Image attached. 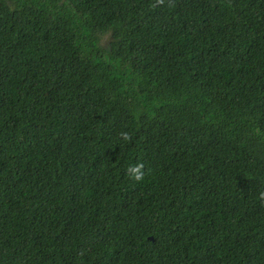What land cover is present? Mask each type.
I'll return each mask as SVG.
<instances>
[{
    "label": "trees",
    "instance_id": "16d2710c",
    "mask_svg": "<svg viewBox=\"0 0 264 264\" xmlns=\"http://www.w3.org/2000/svg\"><path fill=\"white\" fill-rule=\"evenodd\" d=\"M262 191L264 0H0V264H264Z\"/></svg>",
    "mask_w": 264,
    "mask_h": 264
},
{
    "label": "clouds",
    "instance_id": "9594fccd",
    "mask_svg": "<svg viewBox=\"0 0 264 264\" xmlns=\"http://www.w3.org/2000/svg\"><path fill=\"white\" fill-rule=\"evenodd\" d=\"M121 135L123 136L125 140L128 138L127 133H121ZM142 168H143V165L139 163L134 166L128 167L126 171L128 173L129 178L134 181H141L144 176V172ZM259 196L262 200H264V191L260 192Z\"/></svg>",
    "mask_w": 264,
    "mask_h": 264
},
{
    "label": "rangeland",
    "instance_id": "374dc122",
    "mask_svg": "<svg viewBox=\"0 0 264 264\" xmlns=\"http://www.w3.org/2000/svg\"><path fill=\"white\" fill-rule=\"evenodd\" d=\"M110 39L109 38H107V37H105V38H103L102 40H101V44L102 45H106V43L108 44V46H110Z\"/></svg>",
    "mask_w": 264,
    "mask_h": 264
},
{
    "label": "water",
    "instance_id": "95a60500",
    "mask_svg": "<svg viewBox=\"0 0 264 264\" xmlns=\"http://www.w3.org/2000/svg\"><path fill=\"white\" fill-rule=\"evenodd\" d=\"M104 47H105V48H107V49L109 48V46H108V44H107V43H106V45H104Z\"/></svg>",
    "mask_w": 264,
    "mask_h": 264
}]
</instances>
